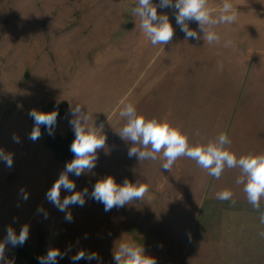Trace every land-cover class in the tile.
<instances>
[{
    "label": "rangeland",
    "instance_id": "374dc122",
    "mask_svg": "<svg viewBox=\"0 0 264 264\" xmlns=\"http://www.w3.org/2000/svg\"><path fill=\"white\" fill-rule=\"evenodd\" d=\"M152 2L158 6L160 0ZM136 6L137 0H0V149L13 157L11 168L0 161V242L5 241L9 226L17 236L22 226L29 227L28 238L22 245H5L0 264H40L39 258L51 248L61 252L56 264H117L113 254L122 240L141 244L145 255L154 258L156 264H181L183 246L179 241L182 244L186 229H179V240L174 245L172 235L177 229L165 226L163 239L156 237L153 229L155 221H159L152 187L156 185V167L147 177L153 190L145 197L146 211L137 216L129 233L124 231L127 220L123 216L120 218L116 212L113 222L111 210L105 211V206L91 197L98 180L111 175L122 185L124 173L131 175L124 161L131 159L128 151L133 145L118 134L125 122L118 115L122 99L126 98V103H132L138 114L145 116L147 103L153 107L151 94L160 98L163 91L164 120L180 128L190 145L213 140L221 124L219 112L215 111L220 102L200 101L201 108L213 109L209 115L212 128L201 134L203 118L206 120L204 112L198 111L200 105L194 107L197 104L185 92L189 70L175 67L186 62L192 44L176 23L177 10L157 7L158 14L169 16L174 36L167 45L153 46L140 29L139 18L133 15ZM63 102L67 104L65 115L56 123L53 135L66 136L73 130L69 123L73 118L71 107L79 104L89 116V126H103L106 144L98 150L94 169L79 177L69 173L75 191L87 189L83 206L69 205L60 211L48 201L46 193L66 163L47 146L42 132L38 140L29 139L34 127L29 112ZM230 107L231 102H227L224 111ZM154 114L153 110L148 117L151 119ZM13 135L19 137V143L13 140ZM242 136L243 132H234L230 150L236 154L242 151ZM184 158L181 162L193 164L183 169V177L195 168L202 169L194 160ZM182 165L179 167L183 168ZM176 175L175 178H180ZM201 175L196 178L198 183ZM167 178L165 172L163 202L176 200L175 196L168 197L172 192L166 190L171 182ZM68 195L71 193L62 188L61 201ZM69 211L72 220L61 221ZM95 211L100 212V220L95 221ZM164 214L170 217L169 213ZM125 216H129L127 210ZM90 218L92 221L88 223ZM113 224L116 227L109 229ZM144 230L145 240L140 239ZM81 250L86 253L85 258L73 260ZM91 253H96L97 259H88Z\"/></svg>",
    "mask_w": 264,
    "mask_h": 264
},
{
    "label": "crops",
    "instance_id": "0c3cea01",
    "mask_svg": "<svg viewBox=\"0 0 264 264\" xmlns=\"http://www.w3.org/2000/svg\"><path fill=\"white\" fill-rule=\"evenodd\" d=\"M222 2L223 0H210L209 4L218 9ZM232 3L238 11V19L232 25L218 26L216 30L221 36V44L209 45L202 38L199 40L189 38L192 44L187 50V60L179 62L180 64L175 67L176 69L187 67L189 70L188 78L184 81V86L187 87L185 92L188 99L197 104L194 107L200 105L198 111L204 112L203 117L206 120L203 118L201 134L206 128H212L209 125V115L213 109L201 108L200 101H218L220 107L215 108V111L219 112L221 124L217 127V136L225 132L232 142L234 132L238 130L243 132L240 138L243 142L242 151H238L237 156L264 153V0H232ZM191 23L190 28L203 37L198 23L195 21ZM229 39L233 46L223 47V42ZM155 97L157 101L155 99L154 105ZM149 99L153 107L147 103L145 117L149 118L148 114H152L154 110L155 114L151 118L164 120L162 103L164 92H161L160 98L151 94ZM227 102H231V107L226 112L224 108ZM245 112L241 121V116ZM244 125L252 126V129H247ZM130 158L124 161L126 162L124 167L131 171V175L128 177V174L124 173L123 180L128 178L127 180L133 184L141 181L150 187L149 190L155 187L153 195L157 199L156 212H159V221H155L153 228L156 231L155 236L163 239V229L171 225L172 229L178 230L172 235L174 245L179 240V229H186L182 244L179 241V245L183 246L180 252L181 264H264V237L259 235L264 231V225L259 222V212L247 201L243 185L235 182L240 175L239 169H225L221 177L216 179L209 176L205 170L195 168V172L189 174L188 171L183 177L181 174L183 169L187 170L188 164L193 162H181L183 159L179 158L171 170L167 171L162 168L164 161L159 157L155 161H140L136 156ZM182 163L187 164L184 166ZM181 165L183 168L179 167ZM154 167L156 185L151 187L147 177L153 172ZM165 172L167 179L173 174L166 190L172 192L168 193V197L171 199L175 196L176 200L169 202H163L162 199ZM176 174L180 178H175ZM200 174L202 178L198 183L196 178ZM223 189L232 190L235 203L216 198V192ZM148 195L149 193L146 194ZM145 197L123 207H113L110 211L112 221L116 219V212L120 218L123 216V219L127 220L124 231L129 233L133 223L137 222V216L146 211L148 205ZM126 210L127 214L129 213L128 218L125 216ZM261 211H264V199L261 200ZM100 212L104 213L102 209ZM100 212L95 211V221L100 220ZM164 212L169 213L170 217ZM143 218L147 223L148 218L145 214ZM64 219L65 217H62L61 221ZM91 221L90 218L88 223ZM114 227L115 224L108 226L109 229ZM140 237L145 240L146 231L145 234L144 232L140 234Z\"/></svg>",
    "mask_w": 264,
    "mask_h": 264
},
{
    "label": "clouds",
    "instance_id": "9594fccd",
    "mask_svg": "<svg viewBox=\"0 0 264 264\" xmlns=\"http://www.w3.org/2000/svg\"><path fill=\"white\" fill-rule=\"evenodd\" d=\"M160 8H173L177 25L185 33L186 39H203L209 45L221 44V36L216 30L220 25H232L238 19L237 9L232 0H223L218 9L209 4V0H160ZM157 5L152 0H137V6L133 8V15L139 18L140 29L153 46L167 45L174 36V28L167 14H158ZM198 23L203 33L201 37L196 30L189 28V22ZM233 42L225 40L223 47L229 48ZM222 67V65H221ZM120 101L118 115L125 122L118 132L119 136L132 143L128 151L129 157L136 156L141 160H157L164 162L162 168L170 171L174 163L182 157L194 160L197 165L205 170L209 176L219 179L225 169H239L240 175L236 184L243 185L246 199L252 207L259 212V222L264 225V211H261V200L264 199V153H248L237 156L230 150L231 140L227 133L221 132L213 140L205 144L190 145L188 137L180 128L170 122L158 118H146L138 114L132 103ZM73 118L69 121L75 138L70 145V151L74 158L66 163L64 171L46 193V198L60 211H65L69 205L83 206L87 189L83 192L75 191L76 185L69 178V173L76 177L94 169L97 161L98 150L106 144V136L102 134L103 126H89L88 114L81 111V105L71 107ZM29 116L34 120V127L29 139L36 141L41 136V126H45L49 135H53L57 123L58 112H42L31 110ZM13 140L19 143V137L13 135ZM0 161H4L11 168L13 157L0 149ZM71 193L61 201V189ZM23 192V189L21 190ZM149 191L147 184L137 181L133 184L127 179L122 185H118L111 175L98 180L91 193V197L105 206V211L113 207H123L133 200H143ZM216 198L221 201L233 199L234 193L230 189L216 192ZM24 198L27 199L25 193ZM41 209H38L40 211ZM66 220H72L71 212H67ZM29 227L24 225L17 236L11 226L7 228V236L4 242H0V261L4 260L5 245H22L28 238ZM259 235L264 237V231ZM114 260L117 264H156L154 258L145 255L141 244L133 241H121L114 251ZM61 252L57 248L48 250L47 255L40 257V264H56ZM86 253L81 250L72 259L85 258ZM88 259H97L96 253L87 256Z\"/></svg>",
    "mask_w": 264,
    "mask_h": 264
},
{
    "label": "trees",
    "instance_id": "16d2710c",
    "mask_svg": "<svg viewBox=\"0 0 264 264\" xmlns=\"http://www.w3.org/2000/svg\"><path fill=\"white\" fill-rule=\"evenodd\" d=\"M66 102H63L59 105H51L48 107H43L40 111L42 112H51L57 111L58 117L57 122L64 118V109L66 108ZM33 123L34 120L32 119ZM41 132L45 136V141L48 147L52 148L55 154L65 163L71 161L74 156L73 153L70 151V145L75 138L74 131H70L66 136L61 135H49L48 130L45 126H41Z\"/></svg>",
    "mask_w": 264,
    "mask_h": 264
}]
</instances>
